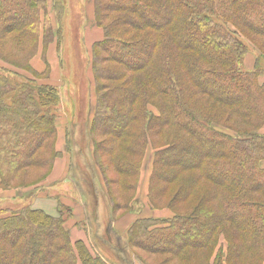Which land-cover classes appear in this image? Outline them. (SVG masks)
Returning <instances> with one entry per match:
<instances>
[{"label":"trees","instance_id":"16d2710c","mask_svg":"<svg viewBox=\"0 0 264 264\" xmlns=\"http://www.w3.org/2000/svg\"><path fill=\"white\" fill-rule=\"evenodd\" d=\"M93 1L105 37L93 47L89 136L103 191L115 218L133 214L151 147L149 205L174 213L135 220L127 246L161 264H264V0ZM63 4L54 0V11ZM61 31L47 0H0V60L9 66L0 68V190L47 194L62 156L60 92L32 66ZM239 31L254 37L252 71ZM29 170L41 174L27 181ZM49 198L57 214L0 207V264H117L73 237L74 228L87 232L84 195L82 220L75 204Z\"/></svg>","mask_w":264,"mask_h":264},{"label":"rangeland","instance_id":"374dc122","mask_svg":"<svg viewBox=\"0 0 264 264\" xmlns=\"http://www.w3.org/2000/svg\"><path fill=\"white\" fill-rule=\"evenodd\" d=\"M63 3V8L55 10L61 12V18H58L60 20L59 28L62 29L61 39H57L56 46H53L51 55L49 57L48 54L47 60L43 59L42 54L41 58L33 64L36 71L42 74L45 71L46 74L49 73L48 77L46 75L39 76V81L57 86L61 96L57 115L58 139H61L63 147L58 148L62 156L58 158L57 163L58 167H65L66 174L51 184L45 182L44 190H47L46 193L52 195L53 198L62 196L65 204L69 206L83 205L81 200L84 195V201H89L90 209L87 211L89 215L88 225H83L87 229V232L84 231L86 238L82 240L89 247L92 244L99 256L114 259L117 264H161L163 257L147 255L138 249L135 250L136 254H134L133 250L127 246L126 237L131 226L128 224L130 219L123 221L125 217L115 218L112 206L103 191L106 182L104 183V177H102V173L93 158V151H91L93 144L89 132L95 118L97 102L96 74L92 68L93 47L95 43L104 40L105 37L103 28L98 26L95 20L94 1L63 0ZM230 28L234 30L232 26ZM239 35L247 46L244 70L252 71L259 56L257 49L249 39V37H254L246 32L245 35H242L241 31H239ZM2 67L9 66L0 60V68ZM11 70L15 71L16 69L11 68ZM30 76L33 77L31 74ZM99 159L101 161V158L98 157ZM153 159L154 150L150 147L146 152L137 191L139 204H135L134 209L136 211L133 214H128L133 220L132 222L150 216L168 218L174 215L170 209L153 210L149 205L147 195ZM27 174V181L33 182L41 172L32 170ZM67 177L68 180L64 181V178ZM92 189H95L94 193ZM13 190L18 192L12 197L8 194H0L1 208L17 210L28 205L39 207L42 201H45V204L50 203L44 199L38 201L39 205L36 204L38 197L30 194V191L33 190L31 188ZM40 195L45 196L43 193ZM184 212L186 213L187 209L184 208ZM80 213L81 209H78L77 216L80 217ZM121 219L123 222L119 223ZM113 224H116L117 230ZM115 231L117 234L116 237H113L112 233H116ZM125 247L126 251H121ZM108 263L112 264L111 262Z\"/></svg>","mask_w":264,"mask_h":264},{"label":"crops","instance_id":"0c3cea01","mask_svg":"<svg viewBox=\"0 0 264 264\" xmlns=\"http://www.w3.org/2000/svg\"><path fill=\"white\" fill-rule=\"evenodd\" d=\"M48 1V3H49V10H50V12H51V14H52V17H53V19H54V27H55V29L57 30L58 28H59V24L60 23H57V19H56V14H55V11H54V0H47ZM56 41H57V39H55V43H52V45H50V47H49V49H48V51H47V56H48V54H49V57H50V55H51V50L53 49V46L55 45L56 46ZM43 42H42V44L40 45V49H39V54H38V56H36V58H34L33 59V61H32V66H33V64H34V62L37 60V59H39V58H41V56H42V54H43ZM262 133H264V127H263V129H262V131H261ZM63 147V143L61 142V139L59 140L58 139V141H57V148H59V149H61ZM58 159L56 160V162H55V165H54V168H53V171H52V173L50 174V176L48 177V179L45 181L46 183H49V184H51L52 182H56L57 180H59V179H61L65 174H66V169H65V167L64 166H59L58 167ZM68 178V177H67ZM67 178H64V181L67 179ZM18 191L17 190H7V191H3V190H0V194H8V195H10L11 197L12 196H15L16 195V193H17ZM40 194H42V192L40 191V192H38L37 194H35L36 195V197H38V199H37V201H36V204H38L39 205V200H46V201H50V203H48V204H45V201H42V204H41V206L39 205V208H43L44 210H46L47 212H49V213H51V214H57L56 213V202L55 201H53L52 199H50L49 198V195H47V194H45V196H41ZM44 194V193H43ZM62 200H63V198H62ZM38 202V203H37ZM44 204V205H43ZM78 209H81V213H80V217H76V220H82V219H84V217H85V209H83L80 205H76V212L78 211ZM81 215L83 216V218H81ZM128 219H130L129 221H128V224L129 225H131L133 222V220L131 219V217H130V215L129 216H127V217H125V220H123V221H127ZM122 221V219L119 221V223H121V222H123ZM128 225V226H129ZM113 226L114 227H116L115 229L117 230V226H116V224H113ZM121 226V225H120ZM118 228H119V225H118ZM116 233H112L113 235V237H116V234H117V231H115ZM72 234H73V237H74V239H83V240H85V238H86V236H84V231L81 229V230H79V229H76V228H74L73 230H72ZM79 234V235H78ZM80 235H82V236H80ZM115 239V238H114Z\"/></svg>","mask_w":264,"mask_h":264}]
</instances>
